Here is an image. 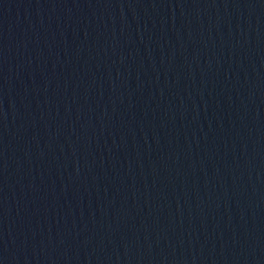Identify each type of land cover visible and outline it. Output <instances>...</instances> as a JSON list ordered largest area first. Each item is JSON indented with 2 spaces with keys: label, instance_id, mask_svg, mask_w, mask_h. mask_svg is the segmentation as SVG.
<instances>
[{
  "label": "water",
  "instance_id": "1",
  "mask_svg": "<svg viewBox=\"0 0 264 264\" xmlns=\"http://www.w3.org/2000/svg\"><path fill=\"white\" fill-rule=\"evenodd\" d=\"M0 264H264V0H0Z\"/></svg>",
  "mask_w": 264,
  "mask_h": 264
}]
</instances>
